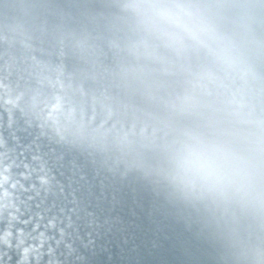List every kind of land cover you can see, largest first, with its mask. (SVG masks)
<instances>
[{
  "label": "water",
  "instance_id": "obj_1",
  "mask_svg": "<svg viewBox=\"0 0 264 264\" xmlns=\"http://www.w3.org/2000/svg\"><path fill=\"white\" fill-rule=\"evenodd\" d=\"M124 2L0 0V237L11 233L0 264L247 262L245 215L182 183L171 156L178 134L214 139L227 166L264 129V3L141 0L152 7L131 12ZM161 28L219 53L203 75L227 95L225 123L214 106L180 112L166 93L176 69L141 43ZM245 44L259 55H241ZM52 70L66 86L55 125L33 107ZM129 112L142 123L131 127Z\"/></svg>",
  "mask_w": 264,
  "mask_h": 264
},
{
  "label": "clouds",
  "instance_id": "obj_2",
  "mask_svg": "<svg viewBox=\"0 0 264 264\" xmlns=\"http://www.w3.org/2000/svg\"><path fill=\"white\" fill-rule=\"evenodd\" d=\"M141 7L152 6L142 4L141 0H125L120 5L121 9L131 12ZM141 43L145 50L150 48L153 54L157 49L167 53L168 63L176 71L168 73L171 79L163 87L180 112L194 107L214 106L217 123L227 121L229 100L226 93L207 91L203 75L206 66L216 63L217 51L202 46L200 38L194 33L177 34L164 28L152 32ZM113 44L120 51L128 48L127 40L122 36L114 37ZM241 55L252 59L259 52L255 46L245 44ZM61 75L58 70L48 72L44 80L52 90L41 93L33 103L39 119L52 125L57 123L61 112L59 92L66 87L61 82ZM19 98L18 95L16 99ZM5 103L15 105V100L8 98ZM123 118L131 122V127L142 123L135 112L125 113ZM254 135V145L244 148L241 158L228 162L227 166L220 141L202 140L190 144L189 138L179 134L172 141L174 151L171 159L182 183L218 198L223 204L232 206L234 212L238 210L245 215L249 223L244 240L246 264H264V129H258ZM10 236V232H5L0 240L9 245ZM22 243L19 241V244ZM31 250V246L21 249L22 261H27Z\"/></svg>",
  "mask_w": 264,
  "mask_h": 264
}]
</instances>
